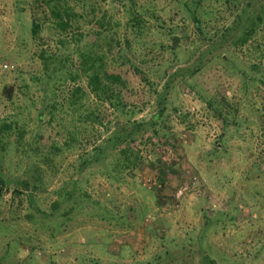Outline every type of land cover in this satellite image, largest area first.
<instances>
[{"label": "rangeland", "instance_id": "rangeland-1", "mask_svg": "<svg viewBox=\"0 0 264 264\" xmlns=\"http://www.w3.org/2000/svg\"><path fill=\"white\" fill-rule=\"evenodd\" d=\"M24 1L0 0V125L12 126V133L0 137V177L6 181L0 199V264H211L212 260L215 264H264V83L251 71L254 57L239 48L222 66L212 60L221 49L210 51L202 45L189 57L185 47L178 59L164 53L158 72L147 69L152 72L151 83L142 81L134 64L124 66L130 80L126 111L134 121L148 125L160 109L162 95L166 102L159 124L146 125L129 142L142 168L116 187L103 175L104 163L87 174L79 170L85 150L93 152L111 137L117 116L107 106L95 108L104 127L82 123L87 129L79 125L83 135L72 140L78 129H73L69 116V90L78 85L86 88V83L81 79L61 82L64 77L58 78L62 84L55 83L51 70L53 62L66 55L75 61L76 69L79 57L70 46L48 62L42 59L43 52L55 54L58 42L45 33L50 29L42 32L47 35L44 42L34 40L33 14L37 18L45 14L33 12L32 0ZM130 1L151 6L157 0ZM173 1L162 0V4L174 8ZM95 2L109 15L124 19L114 0ZM169 14H164L167 23H160L164 27L173 24ZM225 22H218L219 29ZM200 52L206 56L205 63L197 58ZM195 66L199 70L190 80L188 70ZM184 67L189 75L167 78L166 72L173 74ZM242 69L252 82L246 83ZM168 80L174 84H166ZM153 81L158 95L153 93ZM209 99L218 101L223 112L240 102L238 115L222 117L208 105ZM224 99L228 100L225 105ZM128 117L123 114L118 121L127 126ZM57 146L63 148L58 151ZM37 151L50 159L48 166L41 167L46 169L42 175L33 167L32 155ZM105 153L106 162L115 154L113 148ZM161 169L166 171L164 178ZM73 180L78 190L86 186L93 199L101 202L93 214L79 208L68 212L75 199L83 202L76 193L69 205L56 204L65 183L72 189ZM37 184L45 188L36 189ZM108 210L113 211L112 218L105 217ZM217 211L232 214L236 222L219 224L199 243L201 228ZM167 246L172 253L164 255Z\"/></svg>", "mask_w": 264, "mask_h": 264}, {"label": "trees", "instance_id": "trees-1", "mask_svg": "<svg viewBox=\"0 0 264 264\" xmlns=\"http://www.w3.org/2000/svg\"><path fill=\"white\" fill-rule=\"evenodd\" d=\"M17 1L19 4L27 3L24 0ZM114 2L121 8L125 16L123 20L109 15V10H104L95 0H32L33 12L45 15L37 18L33 14L31 35L34 40L44 42L47 35L50 34L52 41L58 42L55 54L42 53L41 57L45 62H48V59H52L53 56L60 55L62 50L66 51L70 46L75 47L74 51L79 57L77 70L74 68L75 61L70 55H66V58L60 61H54L51 70V77L54 78L55 83L56 80L59 81L63 77L65 79L61 82L66 80L75 82L81 79L86 83V88L78 85L69 90L71 112L68 114L74 122L73 129H78L74 132L72 140H76L75 135L83 133L78 128L79 125L84 130L87 128L83 124L87 126L98 123L100 127H104V120L99 119L97 116L99 114H96L95 108L97 107H109L118 120L123 114H129L127 126L117 120L111 137L104 144L97 146L93 152L85 150V154L81 155L82 162L79 170L81 173L87 174L91 167L93 169V166L104 163L106 167L102 168L103 175L110 181V184H115L117 187L121 186V182L126 181L125 176H131L134 171L142 168L139 164V154L132 150L129 142L134 141L136 133L147 125V122L144 121H134L130 112L126 111V95L130 89V80L123 72V67L134 64V67L139 70L138 73L142 81L151 83L150 74L152 72L147 69L158 72L157 69L162 67L159 65L164 64L160 59L164 53L175 54L178 59L179 50L186 47L185 54L191 57L195 53L193 49L198 50L204 45L210 51L221 49V53L213 56L212 60L222 66H227L235 52L244 47L247 56L254 57L252 58L251 71L252 69L256 71V80L259 83H264V0H174V8H171L169 3L163 5L162 0L155 1V5L151 6H145L138 1L132 3L130 0H114ZM168 11H170L169 17H174L172 18L174 20L173 24L164 27L160 23L163 21L167 23L164 14ZM107 17H110V20ZM220 21L226 22L219 29L218 22ZM93 22L96 23V26L90 29L89 24ZM104 23L106 24L104 25ZM47 29L50 31L47 32ZM42 32L47 35H42ZM155 35L160 37L158 41L153 39ZM51 39L49 40L51 41ZM205 57L202 52L197 56L198 60L204 61V63L206 62ZM135 59L137 61H134ZM69 66L70 70H67ZM184 68H179L173 74L166 72L167 78L173 75H189V72L191 80L194 78V73L199 70V66H195L193 71L188 70V72ZM241 72L242 76L247 75L245 79L247 84L252 82V76L245 69H242ZM171 83L174 84L172 80H168L166 84ZM168 87V85L165 87V94H167ZM152 88L153 93L157 94L160 91L154 81ZM57 89H61V87H56V91ZM227 101L224 99L223 105ZM165 102L166 95H162L160 109L150 118L147 126L156 127L159 124L164 111L162 105ZM208 105L216 108L222 117L224 113L236 117L241 103L236 102V107L234 109L232 107L231 110L226 107L225 112L222 111L223 106L215 99H209ZM11 130V124L0 125V137L2 134L9 135L12 133ZM84 133L86 136L84 139H86V132ZM161 143L164 144L165 141H161ZM122 145L125 146L119 149V146ZM57 147H59L56 148L58 151L63 148ZM72 147L73 145H68V148ZM107 148H113L115 153L108 162H106L105 156ZM37 149L40 148L37 147ZM38 152L40 151L32 155L35 160L33 167H36L42 175L46 169L42 170L41 167L48 166L50 159L45 153ZM160 174L164 178L166 171L161 169ZM52 177L53 175L50 177L51 180ZM33 179L35 180L33 185H35L36 176ZM38 179L41 180L42 177L39 176ZM5 183L4 178L0 177V199L3 195L2 186ZM24 186L25 188L29 187L26 182H24ZM35 188L44 189L45 187L43 184L41 186L37 184ZM62 189L59 202L57 201L56 204L69 205V200L74 197L75 193L82 196L83 202L79 203L75 199V203L69 206L68 212L79 208L86 214H93L94 209L101 206V202L93 199L92 191L86 186L78 190L75 180H73L72 189H69L68 182ZM111 213L113 211L108 210L107 213L105 212V217L112 218ZM204 217L207 220V213H204ZM208 217L210 222H206L199 232V243L206 241L208 233H214L219 224L231 220L236 222L232 214L225 212L217 211L214 216ZM258 218L260 219V217ZM170 253H172L171 248L164 247L162 254L169 255ZM204 256L206 258L203 261L207 262V255ZM155 264H161V262ZM211 264H215V261L212 260Z\"/></svg>", "mask_w": 264, "mask_h": 264}]
</instances>
